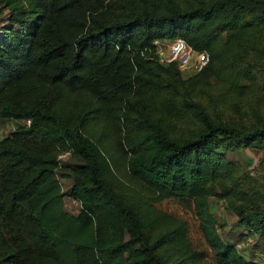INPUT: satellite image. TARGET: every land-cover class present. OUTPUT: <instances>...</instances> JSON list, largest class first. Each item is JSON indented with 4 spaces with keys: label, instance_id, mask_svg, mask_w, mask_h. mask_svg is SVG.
I'll return each mask as SVG.
<instances>
[{
    "label": "trees",
    "instance_id": "trees-1",
    "mask_svg": "<svg viewBox=\"0 0 264 264\" xmlns=\"http://www.w3.org/2000/svg\"><path fill=\"white\" fill-rule=\"evenodd\" d=\"M1 10L0 121L17 124L0 137V264H209L187 221L156 206L168 197L192 205L212 264H259L220 235L210 197L264 238V191L226 155L264 144V0ZM175 36L208 53L199 70L161 59L157 41Z\"/></svg>",
    "mask_w": 264,
    "mask_h": 264
},
{
    "label": "rangeland",
    "instance_id": "rangeland-1",
    "mask_svg": "<svg viewBox=\"0 0 264 264\" xmlns=\"http://www.w3.org/2000/svg\"><path fill=\"white\" fill-rule=\"evenodd\" d=\"M5 19L4 10L0 11V23ZM172 39H164V42L158 43L163 51L160 57L167 52V44ZM260 82V80H258ZM216 85V84H215ZM264 99V97H263ZM229 103V101H224ZM226 107L224 108V110ZM15 123V119H3L0 121V137L4 136L10 128V125ZM226 155L237 160L242 164V167L248 171L250 175L255 177L260 184L261 189L264 191V144L262 146H242L236 149H227ZM67 155L62 160L68 159ZM57 177L61 183V187L64 193V205L67 210L72 213H76L79 210L80 202L71 196L68 192L71 184V177L69 175H62L57 172ZM156 206L175 214L176 216L184 218L188 223V236L191 244L200 250L205 257V260L212 264L214 262V256L210 247L206 244L205 239L198 226V219L190 205L189 201L182 197H168L158 200ZM210 207L213 210L217 221L218 231L220 235L227 241H238L240 246L238 248L247 257H253L257 260H264V238H260L258 233L251 230H241V227L235 225L237 216L236 214L227 208L225 201L215 197H210ZM243 231L242 233H239Z\"/></svg>",
    "mask_w": 264,
    "mask_h": 264
},
{
    "label": "built area",
    "instance_id": "built-area-1",
    "mask_svg": "<svg viewBox=\"0 0 264 264\" xmlns=\"http://www.w3.org/2000/svg\"><path fill=\"white\" fill-rule=\"evenodd\" d=\"M157 43H160L157 41ZM167 52L161 56V59L167 61H176L178 66L181 69L195 71L199 70L208 60V53L205 51H198L194 53L192 47L186 42V40L180 36H176L172 38L171 41L167 44ZM163 50L158 47V52L161 54ZM29 118L25 119V122H29ZM14 123L12 124V128L14 127ZM67 155H70V150L61 151L58 154L59 159L65 158ZM236 246H240L238 241L236 242ZM257 260V259H256ZM259 264H264V260H257Z\"/></svg>",
    "mask_w": 264,
    "mask_h": 264
},
{
    "label": "clouds",
    "instance_id": "clouds-1",
    "mask_svg": "<svg viewBox=\"0 0 264 264\" xmlns=\"http://www.w3.org/2000/svg\"><path fill=\"white\" fill-rule=\"evenodd\" d=\"M176 37V36H175ZM181 37V36H180ZM183 38V37H182ZM162 40H159V42H161ZM164 42V41H163ZM237 242V241H236ZM236 242H235V245H236ZM238 248V247H237ZM239 249V248H238ZM240 250V249H239ZM243 253V252H242ZM244 254V253H243ZM251 257V256H250ZM253 258V257H251ZM255 259V258H254ZM256 260V259H255Z\"/></svg>",
    "mask_w": 264,
    "mask_h": 264
}]
</instances>
